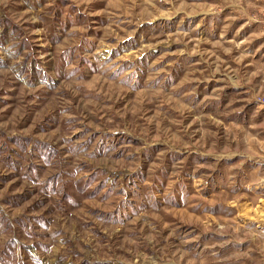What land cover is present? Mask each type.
Returning a JSON list of instances; mask_svg holds the SVG:
<instances>
[{"label": "rangeland", "instance_id": "374dc122", "mask_svg": "<svg viewBox=\"0 0 264 264\" xmlns=\"http://www.w3.org/2000/svg\"><path fill=\"white\" fill-rule=\"evenodd\" d=\"M260 0H0V264H264Z\"/></svg>", "mask_w": 264, "mask_h": 264}, {"label": "built area", "instance_id": "2783aa9c", "mask_svg": "<svg viewBox=\"0 0 264 264\" xmlns=\"http://www.w3.org/2000/svg\"><path fill=\"white\" fill-rule=\"evenodd\" d=\"M262 7L260 9V14L258 17L259 22H261V24L264 27V0H260ZM258 100H260V103L263 105L264 104V95H262Z\"/></svg>", "mask_w": 264, "mask_h": 264}]
</instances>
